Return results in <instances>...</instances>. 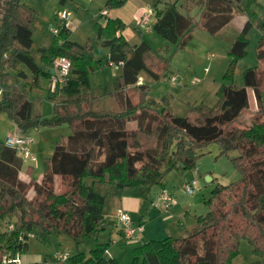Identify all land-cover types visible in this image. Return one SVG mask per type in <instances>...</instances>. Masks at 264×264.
Wrapping results in <instances>:
<instances>
[{
    "label": "trees",
    "instance_id": "obj_1",
    "mask_svg": "<svg viewBox=\"0 0 264 264\" xmlns=\"http://www.w3.org/2000/svg\"><path fill=\"white\" fill-rule=\"evenodd\" d=\"M255 1L175 0L162 8L158 1L153 7L151 31L179 48L191 41L197 28L215 35L236 15H247L228 50L232 63L215 101L192 103L187 114L179 116L169 108L171 98L159 106L150 97L153 83L170 79V61L143 41L129 43L119 19L105 18L97 28L105 50L99 57L97 45L70 40L69 27L57 22L50 44L33 48L36 11L21 0H0V112L8 113L23 134L38 126L67 123L71 128V134L55 142L39 180L20 179L21 157L0 142V264L25 252L36 236L47 240L66 233L81 242L101 231L109 196L124 188L148 192L170 171L194 167L198 150L212 142L221 154L237 152L232 162L241 179L214 187L204 200L207 211L197 216L185 237L136 244L131 264H230L241 239L251 244L257 263L264 264V68H247L242 85L232 80L234 62L246 54V36L253 26L260 31L256 57L264 62V8L261 14L255 12ZM123 2L108 0L105 8ZM194 7H205L199 21L190 14ZM60 56L70 59L71 69L49 99L63 110L42 118L20 82L32 87L43 74L50 76L48 67ZM109 63L120 67L111 82L118 108L98 109L101 97L83 87L81 78ZM67 81L80 84L69 93ZM128 86L137 91V102L130 99ZM247 87L253 88L258 102L249 121L242 119L249 106ZM101 184L113 191L102 190ZM107 244L96 243L88 253L69 255L66 262L119 264L107 255Z\"/></svg>",
    "mask_w": 264,
    "mask_h": 264
},
{
    "label": "rangeland",
    "instance_id": "obj_2",
    "mask_svg": "<svg viewBox=\"0 0 264 264\" xmlns=\"http://www.w3.org/2000/svg\"><path fill=\"white\" fill-rule=\"evenodd\" d=\"M28 6L36 11V18L34 23V31L32 35L33 48L39 45H49L53 34L51 30L56 25L55 8H61L70 12V16L67 18L68 25L71 30L70 40L78 42L80 44H86L88 42L94 43L96 46V57L99 54H104L105 50L99 45L97 38V28L105 23L103 16L101 15V9L105 7V0H21ZM137 4H144V8L147 9L149 5L141 0H136ZM152 2V6H155L159 0H148ZM151 4V3H150ZM141 5V6H142ZM264 8V0H256L252 9L261 14V10ZM153 9V8H152ZM122 35L124 34L121 31ZM156 35V34H155ZM210 40L202 43L201 41H195L191 45L188 43L186 46L179 48L177 45L168 43L169 47H160L155 45L154 50L160 52L161 56L180 65L183 74L186 76V80L197 76H202L205 67H210V76L221 80L228 71L232 63V57L228 55L227 37L228 34L211 35ZM247 48L246 54L237 59L233 66V82L234 84H243V74L247 68L258 66L261 63L256 57V45L260 38V31L256 26H253L247 34ZM264 68V64H261ZM171 66V65H170ZM112 68L113 70H111ZM172 67H169L171 71ZM117 67L112 66L105 70L100 69L93 71L81 78L82 84L90 88H94L96 95H105L106 108H110L108 103L107 93L110 90L109 83L111 82L112 74H116ZM182 76V75H181ZM80 84V83H78ZM78 84L69 85L68 89L74 91L79 86ZM81 84V86H83ZM190 87L189 84H187ZM74 86L73 89L70 87ZM27 96L30 100L35 101L36 109L45 113L46 107L49 104L48 97V80L42 75L40 76V82L36 88L27 89ZM264 97V89L261 92ZM186 110L182 111L181 116H185ZM244 120V116H242ZM16 126L10 115L6 112H0V142H5L6 137L9 134H14ZM62 129L64 130L62 132ZM31 137L33 139L30 145L31 153L36 157V161H27L21 157L22 168L25 169L31 166L35 172V177L39 178L43 170V162L46 157H50L53 152V145L55 140L61 138L62 135L71 134V128L67 123L56 126H38L31 130ZM59 134L60 137L52 139L53 136ZM62 134V135H61ZM58 135V136H59ZM49 145V147H48ZM38 149L40 151H33ZM41 152V153H40ZM237 155L236 151H231L226 154H221L217 143L212 142L202 146L198 150V156L195 159V165L192 168L185 170L174 169L167 173L161 184L154 185L146 193L142 191V188H126L128 191H135L141 195L142 202V215L145 221L149 218L161 216L166 212L164 206L156 204V198L162 191H166L171 194L174 201L181 206L180 214H184L186 210L189 215L204 214L207 211V207L204 200L207 199L217 185H227L232 182L239 181L241 179V173L236 169L232 162V158ZM206 175L210 176L212 181L206 180ZM197 181V187L193 194H187L182 188L184 181ZM59 183V181H58ZM109 185L101 184L102 190L111 192ZM63 186H58V189H62ZM112 196L108 197L109 198ZM187 214V213H186ZM131 217L138 219L139 214L130 213ZM106 220L107 225L105 229L92 234L89 237L84 238L81 242L76 241L73 237L66 233H56L42 240L40 236L29 239L28 249L20 253L18 258L20 264H70L68 262H59L53 258V254L56 250H61L68 253V255H74L79 251L88 253L96 243H108L106 248L110 253L108 256L115 257L119 264H131L134 258L135 244L129 240L124 239L116 230L114 221L110 219L112 215H108ZM188 216L178 221L176 224H184L187 221ZM160 225L156 230L158 235L156 238H163L168 236L165 231L166 226H163V222L157 221ZM176 224H172L175 226ZM162 232V233H161ZM166 234V235H165ZM142 235V233H141ZM155 238V237H154ZM147 239L142 235L139 239V243L146 242ZM258 258L252 251L251 244L246 239H241L238 244V255L235 256L230 264H259Z\"/></svg>",
    "mask_w": 264,
    "mask_h": 264
},
{
    "label": "crops",
    "instance_id": "obj_3",
    "mask_svg": "<svg viewBox=\"0 0 264 264\" xmlns=\"http://www.w3.org/2000/svg\"><path fill=\"white\" fill-rule=\"evenodd\" d=\"M107 1L108 0H105L104 5H106ZM144 1L147 5H149L147 7V9L154 7V6H152V2L148 1V0H141L140 3L144 2ZM159 1H160V3L158 4V7L162 8L163 3L173 2L175 0H159ZM153 2H154V0H153ZM137 3L138 2L136 0H124V2L119 6H114L111 8H105V7L102 8L101 9V11H102L101 15L103 16L104 21H105V18L119 19L124 25V29L122 30L124 34L122 36L131 44H138V43L143 41V42L147 43L153 49H154L155 45H158L160 47H164V46L169 47V45L167 44V41L164 40L162 37H160L157 34L155 35V33H153L152 31H145L140 26V24H139L140 17L146 9L144 8V4L142 5V4H137ZM59 9H61V8H55L54 14H56V12L59 11ZM200 11L197 7H194L190 10V14L192 16H194V15L198 16ZM196 19H197V17H196ZM246 20H247L246 14H244V13L238 14L232 19V21L230 23L225 25L222 29H220L215 34V35L221 34V33L228 34V37H227L228 50H229L230 46L232 45L233 41L235 40L236 36L238 35L239 31L241 30V28H242V26ZM209 36H210V34H208L207 32H205L202 29L197 28L193 31L192 39L189 42V44L191 45L195 41H198V42L201 41L202 43H204V42L210 40ZM39 46L46 47V46H48V44L46 43L45 45H39ZM261 64H264V62L259 63L258 66H262ZM170 65L169 66L172 67L171 68V75L177 74L179 76V79L176 83H171L169 78L166 80H163V81H159L157 83H153V86H152L153 88L151 90L150 97L154 100V104L162 106L165 103L164 98H171L170 103H169L170 110L174 114L181 116L182 111L186 110V113L188 112V110L190 108V104H192V103L206 102L208 104H211L215 101V97H216L215 92H216L217 88L219 87L221 80H217V79L210 76V67H208V66L205 67L202 76H200V77L194 76V77L190 78L189 81H187L186 76H183V74H179L182 72V70H181L180 65L177 64V62L175 63L174 61H171ZM112 66L117 67V72L114 75L112 74L111 82H112L114 77H116L120 74V67L113 64V63H109L103 67V70H105V69L112 67ZM48 69H49L51 75L49 76L47 74H43V76L48 80V97H47V100H48L49 104L47 105L48 107H46L47 112L43 113V112L36 109V112L42 118H46V119H49L52 116H54L56 110L59 111L60 113L63 110L62 109L63 106L61 104H58L56 106L49 99L50 94L54 93L56 91L57 87L55 88L52 85L53 77L55 74L54 64L52 63L48 67ZM110 69L113 70L112 68H110ZM194 78L197 79V82L192 84L191 81ZM73 81L72 82L67 81L64 85V88L65 89L67 88L66 90L69 93L71 90H69L68 87L71 83H72V85L75 84ZM39 82H40V78L36 82V84H34V86H32V87H30L26 81L20 82V85H22L23 89H25V90L29 89L30 90L32 88H36L38 86ZM111 82L109 83L110 90L107 93L108 99H109L108 105L110 108H106V103H104L105 102V95H97V96L101 97L100 103L98 104V109H117L118 108V105H117V102H116L114 96L111 95V92H112ZM187 84H189L190 87H188ZM236 85H242V84L237 83ZM83 87H87V86L84 85ZM70 88L73 89L74 86H71ZM93 90H94V88H93ZM126 91L129 95L130 99L133 102H137L138 93L135 90V88L133 86H128L126 88ZM246 91H247V95H248L249 106H248V109L244 113L243 116H244V120L249 121L250 116L258 108V102H257L253 88L247 87ZM261 99H262V102H264V97H262V95H261ZM62 124H64V123H62ZM15 129H16V131H15L16 134H23V133L19 132L17 130V128H15ZM63 131L64 130L62 129V132ZM30 133H31V130L27 134L31 135ZM58 135L59 134H56V136H53L52 139H57L55 137H60V135L59 136ZM62 136H64V135H62ZM59 139L60 138L55 140V142L58 141ZM55 142H54V144H55ZM48 147H49V145H48ZM53 148H54V145H53ZM33 151H40V150L34 149ZM46 158H49V157H46ZM45 159H44V161H45ZM43 164H44V162H43ZM43 167H44V165H43ZM19 177L23 181L28 182L31 179L39 180L41 176L39 178H36L35 172L31 166H28L25 169H23L21 166V169L19 172ZM206 177H208V175H206ZM210 181H212V179ZM110 190L112 192L113 188L110 187ZM128 190L126 188H124L119 195L112 196L109 198L108 205L106 207V214L104 216L103 223H102L103 229H105V226L107 225L106 220L109 218L108 215H112V217L110 219H112V221H114L115 228L118 231V233L121 235L120 230L117 227V219H116V212L118 209L125 210L126 212L129 213V215H130V213H136V214L140 215V217L138 219H134L132 217L131 218L135 223L143 224L144 230L142 231V235L145 237V239H147V241L160 240V239L165 238V237H163V238L157 239L156 238L157 236H155V235H158L156 233L157 232L156 230H158V232L161 231V229H158V226L160 225L159 223H157L158 220L160 222H163V226H166L165 231H162L163 233H167L168 236L177 237V238L185 237L187 232L196 225V219H197V216H199V214L189 215V213L187 212V211H189L188 209L186 210V212L183 215L180 214V209H182V208H181V206H179L178 203L173 204L169 209H165L166 212H164L161 216L149 218L147 221H145L143 218L142 209H141V207H142L141 195L135 191H128ZM159 206H163V205H159ZM186 215L188 216V218H186L188 220L185 221L183 225L182 224H176V223H178L179 220L185 218ZM172 224H176V225L172 226ZM142 235L141 234L139 235L138 241H136L134 243L135 245L140 244L139 239L142 237ZM27 249H28V247H27ZM106 253L108 255L110 253V251H108V249H107ZM112 258L115 259L114 256Z\"/></svg>",
    "mask_w": 264,
    "mask_h": 264
},
{
    "label": "built area",
    "instance_id": "obj_4",
    "mask_svg": "<svg viewBox=\"0 0 264 264\" xmlns=\"http://www.w3.org/2000/svg\"><path fill=\"white\" fill-rule=\"evenodd\" d=\"M70 16V12L59 10L56 12L55 17L56 21L59 25L64 24L65 26L69 27L67 18ZM154 20V10L152 8H148L144 11L141 15L139 24L145 31H151L152 23ZM58 31L57 26L53 27L51 30L52 34H56ZM55 67V74L53 77L52 85L53 87H58L65 82L66 77L69 74L71 69V61L69 58L65 56H60L56 58L53 62ZM179 79L177 74H173L170 76V82L176 83ZM197 82V79L194 78L191 83L194 84ZM142 83V78L139 77L137 84ZM33 139L29 134H9L6 137L5 144L10 147L14 148L18 155L34 162L36 161V157L30 151V145ZM197 187V181H184L182 184V188L187 194H193ZM157 205H163L166 209H169L174 203V198L171 194H168L166 191H162L158 194L156 198ZM116 219H117V227L120 230L121 236L129 240L131 242L138 241L139 235L144 230V226L141 223H135L128 212L123 209H118L116 212ZM30 237H34V234H30ZM68 253L63 252L61 250H56L53 254V258L59 262H66L68 258ZM5 264H20V259L18 256H13L12 258H8L4 261Z\"/></svg>",
    "mask_w": 264,
    "mask_h": 264
},
{
    "label": "water",
    "instance_id": "obj_5",
    "mask_svg": "<svg viewBox=\"0 0 264 264\" xmlns=\"http://www.w3.org/2000/svg\"><path fill=\"white\" fill-rule=\"evenodd\" d=\"M204 8H205V7H203V8L201 9V11L199 12V14H198V16H197V20H198V21H199V19H200V17H201V14H202ZM206 180H207V181H210L211 178L208 176V177H206Z\"/></svg>",
    "mask_w": 264,
    "mask_h": 264
}]
</instances>
